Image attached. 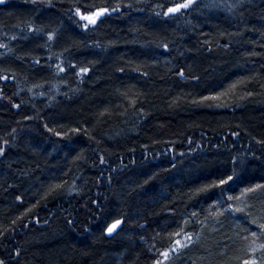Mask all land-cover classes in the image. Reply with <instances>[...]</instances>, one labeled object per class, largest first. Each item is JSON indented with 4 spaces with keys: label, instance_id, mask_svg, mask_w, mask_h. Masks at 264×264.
<instances>
[{
    "label": "trees",
    "instance_id": "obj_1",
    "mask_svg": "<svg viewBox=\"0 0 264 264\" xmlns=\"http://www.w3.org/2000/svg\"><path fill=\"white\" fill-rule=\"evenodd\" d=\"M119 2L88 30L73 0L0 3V259L153 264L187 220L199 240L172 264H240L264 198L219 223L209 205L264 177V0H199L169 16L175 0ZM210 93L223 95L200 99ZM233 156L244 168L223 195L195 191Z\"/></svg>",
    "mask_w": 264,
    "mask_h": 264
},
{
    "label": "snow or ice",
    "instance_id": "obj_2",
    "mask_svg": "<svg viewBox=\"0 0 264 264\" xmlns=\"http://www.w3.org/2000/svg\"><path fill=\"white\" fill-rule=\"evenodd\" d=\"M0 3H3V0H0ZM48 3L51 4V0H48ZM196 4V0H175V2L170 3L167 5L166 11L163 12L164 16H169L170 14H176L181 13L182 10H187L190 7L194 6ZM72 7L74 8L75 14L79 17V20L77 23L80 24V26L84 29H89L90 26H97L99 23L103 22V18L106 14H110L111 12L115 11V9H118L121 7V4L119 0L115 3V6L111 5H95L90 4L87 7L82 6L76 0H73ZM157 7H162L161 5H157ZM232 7H236V5H232ZM29 30H37L35 29V25L29 24L28 25ZM55 32L49 31L47 32V36L49 40H52L55 36ZM162 47L168 48L169 45L167 43L162 44ZM2 55V53H0ZM73 64H75V61H72ZM58 71H63L64 67L63 65L58 66ZM80 73H86L89 71V68L79 67ZM123 71V69H121ZM147 74V73H145ZM179 74L181 76L185 75V69L180 68ZM4 79H7V75L3 77ZM192 79H198V77L193 76ZM231 87H235V84ZM0 95H3L2 92H0ZM223 95L222 93H210V97H200L201 100H207L209 98L216 99ZM248 95H252V93H248ZM135 102V101H134ZM17 108L20 107V105H16ZM107 111V109H105ZM141 111H144V109H141ZM26 118V117H25ZM45 127H48L47 124H45ZM52 131V129H49ZM15 131V129H13ZM71 131V129H70ZM75 131L80 132V128H76ZM57 136H63L66 135V133L63 132H56ZM232 135L238 136L239 133L233 132ZM257 142L261 145H264V139L257 138ZM5 144L8 143V141H4ZM5 152V149L3 147H0V154H3ZM250 155H255V153H250ZM101 160L103 161V157H101ZM238 168L243 169L244 168V161L238 157L233 156L231 158V165L226 167L223 171L215 173L209 180V182L202 184L200 187H198L195 191L197 193H210L213 189H221V195L224 194V191L228 189V186L230 184L235 183L238 179H240V172L238 171ZM62 187L61 183L53 184L49 187L48 192H52L56 188ZM72 191H76L75 188L72 189ZM261 193L260 198H264V177H261L260 180L252 183L245 184V186L242 188V190L238 194H233L232 191H227L226 199H211V204L209 205L210 208H213V216L216 217V223H219V218L222 216H225V214L231 215L234 213H240L244 212L246 213V216L251 217L252 212V204L250 201L257 199L256 194ZM48 193L46 192L45 195ZM211 198V197H210ZM18 199H22V197H18ZM231 201V202H229ZM99 202H97L98 204ZM99 210V209H98ZM28 209H25V212H27ZM262 212H264V209H261ZM24 213H21L23 215ZM124 216L120 215L115 218H112L110 222H106V225L104 227V231L112 234L115 231L118 230L119 226L124 222ZM188 221L185 220L184 225L179 226L178 229L172 233H169V235L172 237L169 245L167 247H164L162 251L159 252V255L156 259H154L153 264H162V261L167 262V264H172L173 259L179 256L181 254L182 250L186 249L187 247L195 244L199 240V234L187 231ZM251 223L253 225L258 224L257 230H250V229H244V232L246 235L242 237L245 241H247V244L245 245L246 252L244 256H237L235 259L240 262V264H264V215H259L256 217H253L251 220ZM203 230V225H202ZM3 235V232H0V236ZM239 235V234H238ZM251 237L249 240L248 237ZM20 249H17V254H19ZM0 264H5L3 259H0ZM224 264H228L227 261L224 262Z\"/></svg>",
    "mask_w": 264,
    "mask_h": 264
},
{
    "label": "rangeland",
    "instance_id": "obj_3",
    "mask_svg": "<svg viewBox=\"0 0 264 264\" xmlns=\"http://www.w3.org/2000/svg\"><path fill=\"white\" fill-rule=\"evenodd\" d=\"M6 1H9V0H3V3H6ZM196 1H199V0H196ZM202 1H204V3L205 4H208V5H210L211 7H212V3H210V2H212V0H202ZM78 17V16H77ZM78 20H79V17H78ZM93 26H90V28H92ZM89 28V29H90ZM84 29V28H83ZM85 30H88V29H85Z\"/></svg>",
    "mask_w": 264,
    "mask_h": 264
}]
</instances>
